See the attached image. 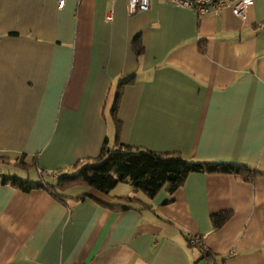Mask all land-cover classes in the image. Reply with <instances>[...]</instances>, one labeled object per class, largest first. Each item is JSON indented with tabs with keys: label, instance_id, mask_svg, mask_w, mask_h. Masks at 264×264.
<instances>
[{
	"label": "crops",
	"instance_id": "0c3cea01",
	"mask_svg": "<svg viewBox=\"0 0 264 264\" xmlns=\"http://www.w3.org/2000/svg\"><path fill=\"white\" fill-rule=\"evenodd\" d=\"M127 6L0 0V175L23 160L33 180L41 168L51 181L106 140L119 148L111 106L128 79L120 143L264 172V0L244 20L163 0L135 14ZM121 183L127 194H113L120 183L109 194L86 186L63 201L0 183V264H264V176L194 172L154 198Z\"/></svg>",
	"mask_w": 264,
	"mask_h": 264
},
{
	"label": "trees",
	"instance_id": "16d2710c",
	"mask_svg": "<svg viewBox=\"0 0 264 264\" xmlns=\"http://www.w3.org/2000/svg\"><path fill=\"white\" fill-rule=\"evenodd\" d=\"M132 49L138 57L144 52L141 35L135 36L132 40ZM132 80L119 81L116 84L111 106V112L118 127L116 141L119 148L109 147L106 140L97 157L88 160V163L78 170L58 175L51 181H46L43 173L39 175L40 180L23 178L15 174H3L0 183H10L26 192L47 189L54 197L63 201L67 198L65 191L77 185H86L104 194H109L117 184L125 182L133 189L143 192L148 198H154L164 188L173 194L194 172L232 174L248 182L258 176H264L263 171L256 170L247 163L195 161L174 152L151 151L120 143L118 107L125 85L130 84ZM14 164L27 168L23 160ZM125 199L132 200L129 197ZM230 216L231 212L227 210L214 214L212 216L213 225L220 227Z\"/></svg>",
	"mask_w": 264,
	"mask_h": 264
},
{
	"label": "built area",
	"instance_id": "2783aa9c",
	"mask_svg": "<svg viewBox=\"0 0 264 264\" xmlns=\"http://www.w3.org/2000/svg\"><path fill=\"white\" fill-rule=\"evenodd\" d=\"M67 0H57L58 7L64 8ZM172 5L193 10L199 16L210 13H218L223 9H231L233 14L241 19H246L249 9L254 5L255 0H163ZM151 0H128L129 14H135L140 11H145L150 8ZM111 19V16L108 17ZM44 170L38 168L40 174ZM56 178V177H55ZM190 244L193 246H203V241L200 238L191 237ZM203 251L206 250L203 248Z\"/></svg>",
	"mask_w": 264,
	"mask_h": 264
},
{
	"label": "rangeland",
	"instance_id": "374dc122",
	"mask_svg": "<svg viewBox=\"0 0 264 264\" xmlns=\"http://www.w3.org/2000/svg\"><path fill=\"white\" fill-rule=\"evenodd\" d=\"M2 167L3 166H1V168ZM3 169H4V167H3ZM4 170H11L12 175H14L15 170L17 172H19L20 174H23V176H25V175L27 176V174L29 173L31 175V179L32 178H37V176H36L37 175L36 170L33 167L25 169V168H18V166L17 167L6 166ZM2 175L3 174L0 175V178L2 177ZM44 176H45V178L48 181H50L49 180V177L50 176H47L46 174ZM87 188L88 187H86V185L72 186V187L68 188L65 191L64 194H68V195H71V196H76L79 193L85 192ZM125 188H126V184L120 183L119 186L117 187V189L113 190V194H119V195L127 194V190Z\"/></svg>",
	"mask_w": 264,
	"mask_h": 264
}]
</instances>
